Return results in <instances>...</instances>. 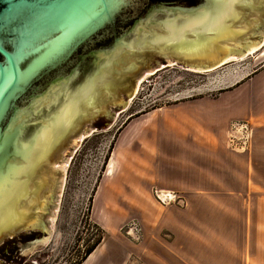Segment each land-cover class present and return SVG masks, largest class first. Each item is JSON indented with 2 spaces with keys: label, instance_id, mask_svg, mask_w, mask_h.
Listing matches in <instances>:
<instances>
[{
  "label": "water",
  "instance_id": "1",
  "mask_svg": "<svg viewBox=\"0 0 264 264\" xmlns=\"http://www.w3.org/2000/svg\"><path fill=\"white\" fill-rule=\"evenodd\" d=\"M253 2L0 0V244L32 234L38 217L26 200L37 201L43 182L29 192L31 180L86 120L85 106L122 86L113 75L138 70H116L122 54L157 51L189 70L220 69L237 55L219 42L241 35L231 28L237 7Z\"/></svg>",
  "mask_w": 264,
  "mask_h": 264
},
{
  "label": "crops",
  "instance_id": "2",
  "mask_svg": "<svg viewBox=\"0 0 264 264\" xmlns=\"http://www.w3.org/2000/svg\"><path fill=\"white\" fill-rule=\"evenodd\" d=\"M257 52L264 55V41ZM245 78L229 98L160 107L148 113L157 112L156 120L123 129L95 201L103 191L104 200L138 208L143 235L105 264H264V69ZM238 121L253 124L247 153L225 146L228 126ZM155 189L185 205L164 206Z\"/></svg>",
  "mask_w": 264,
  "mask_h": 264
},
{
  "label": "rangeland",
  "instance_id": "3",
  "mask_svg": "<svg viewBox=\"0 0 264 264\" xmlns=\"http://www.w3.org/2000/svg\"><path fill=\"white\" fill-rule=\"evenodd\" d=\"M253 3L256 10L237 7L242 17L233 22L231 28L241 35L233 42H219L221 47L243 57H233L231 63L220 69L211 72L189 70L168 53L157 51L139 52L136 57L131 56L133 51L122 54L120 60L123 64L116 70L121 71L132 63L138 70L121 77L113 75L116 80L123 81L122 86L110 92L101 90L99 102L85 106L83 115L86 120L77 123V129L66 138L65 145L60 144L47 165L38 169L28 191L35 189L34 183L43 182V187L38 192L37 201L32 202L31 197L26 200V207L38 217V223L31 235L22 233V238L5 236L0 244V260L4 264H79L87 248L102 237L98 253L87 264H105L117 248L137 244L124 234L122 228L138 217V208L122 206L117 198H112L111 202L104 200L103 191L95 201L115 142L131 121L156 120L157 112L150 116L148 113L160 107L180 102H189L188 105L193 106L199 99L229 98L238 93L239 84L244 80L238 85L235 82L245 77V80L255 79L264 69V55L255 53L258 48L255 52H244L253 45L260 48L259 42L263 43L264 0H254ZM251 84L254 86L253 81ZM131 91H134V97L128 100ZM124 102L127 105L121 107ZM144 115L147 116L142 118ZM238 122L251 123V141L241 151L230 149L247 153L254 136L253 124ZM233 123L226 131L225 146L228 148ZM110 166L109 163L107 173ZM152 195L164 206L185 205L178 195L165 200L167 195L156 189ZM87 259L80 264H86ZM108 263L115 264L113 261Z\"/></svg>",
  "mask_w": 264,
  "mask_h": 264
},
{
  "label": "built area",
  "instance_id": "4",
  "mask_svg": "<svg viewBox=\"0 0 264 264\" xmlns=\"http://www.w3.org/2000/svg\"><path fill=\"white\" fill-rule=\"evenodd\" d=\"M251 123L249 122H234L229 131V148L234 151H241L248 147L251 141ZM123 232L133 242H141L142 232L140 224L133 220L123 226Z\"/></svg>",
  "mask_w": 264,
  "mask_h": 264
},
{
  "label": "trees",
  "instance_id": "5",
  "mask_svg": "<svg viewBox=\"0 0 264 264\" xmlns=\"http://www.w3.org/2000/svg\"><path fill=\"white\" fill-rule=\"evenodd\" d=\"M102 240H103V237L97 243H95V244L93 243L89 248H87L83 259H81V262L84 261L85 259H87V257H89L93 253V251L96 250V248L100 245V243H102Z\"/></svg>",
  "mask_w": 264,
  "mask_h": 264
},
{
  "label": "bare ground",
  "instance_id": "6",
  "mask_svg": "<svg viewBox=\"0 0 264 264\" xmlns=\"http://www.w3.org/2000/svg\"><path fill=\"white\" fill-rule=\"evenodd\" d=\"M225 35L228 36V35H230V34H229V32L226 31V34H225ZM263 41H264V40H263ZM257 48L259 49V45H256V46L253 45L252 47H250V49H249V53H250V52H253V51L255 52V51L257 50ZM227 49H229V48H227ZM235 58H236V57H235ZM230 59L233 60L234 58H230ZM110 164H111V163H110ZM111 166H112V165H111ZM111 166H110V169H109V174H110V172H111ZM111 173H112V172H111ZM32 247H33V246H32Z\"/></svg>",
  "mask_w": 264,
  "mask_h": 264
},
{
  "label": "flooded vegetation",
  "instance_id": "7",
  "mask_svg": "<svg viewBox=\"0 0 264 264\" xmlns=\"http://www.w3.org/2000/svg\"><path fill=\"white\" fill-rule=\"evenodd\" d=\"M45 112L47 113V111H46V110H45ZM30 134H31V132H29V133H28V135H30ZM7 186H8V188L11 186V184H10V182H9V181H8V185H7Z\"/></svg>",
  "mask_w": 264,
  "mask_h": 264
}]
</instances>
